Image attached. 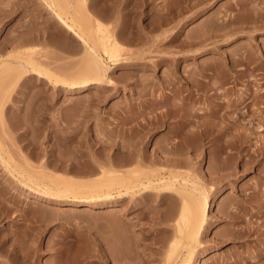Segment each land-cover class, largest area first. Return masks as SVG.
Listing matches in <instances>:
<instances>
[{"label": "rangeland", "instance_id": "1", "mask_svg": "<svg viewBox=\"0 0 264 264\" xmlns=\"http://www.w3.org/2000/svg\"><path fill=\"white\" fill-rule=\"evenodd\" d=\"M88 2L94 17L105 14L101 20L120 31L121 59L108 71L112 82L83 90L36 75L18 82L0 94L1 141L17 162L27 158L41 175L95 181L99 171L75 168L104 163L114 135L132 149L141 129L147 154L158 156L176 139L173 167L220 190L192 264H264V0ZM54 21L41 0H0V55L36 46L51 70L76 73L82 52L67 50L73 42ZM216 103V116L208 117ZM198 122L223 125L225 135L203 138L191 132ZM218 161L227 168L217 170ZM34 195L0 164V264H164L175 232L162 220L168 205L157 195L103 201L101 208Z\"/></svg>", "mask_w": 264, "mask_h": 264}, {"label": "bare ground", "instance_id": "2", "mask_svg": "<svg viewBox=\"0 0 264 264\" xmlns=\"http://www.w3.org/2000/svg\"><path fill=\"white\" fill-rule=\"evenodd\" d=\"M41 1L45 7L53 13L54 18L56 19V21L53 22V25L61 33L63 32L71 38L73 46L67 42L68 45H70L68 46L67 50H69V52H79L81 50L82 57H80L79 61V70L77 72L75 71L76 73L74 74L72 73L73 71L71 72L72 74L67 73V71L58 74L57 72L51 70L49 65L45 64L38 56V54L41 52L38 48H36V46H26L20 49L18 48L14 53H10L5 56L0 55V94L5 96L11 87L15 86L20 81L33 78L34 75L47 81L48 83H51L54 86L64 85L79 90L87 89L93 84H101L105 81L111 83L112 81L108 77V71L112 69V65L119 64L121 59L119 55L120 43L117 38V33L120 31H116L115 26L107 25L101 20L105 19V14H103L104 16L101 15L94 17L91 13L92 11H90L91 3H89L88 0ZM108 1L110 0H103V3L109 4ZM142 4L143 3L140 1H137L136 9H139V7L143 6ZM107 7H109V5ZM98 13L101 14L99 11ZM52 33L54 34L53 31ZM54 39L58 38H53V40ZM59 40L58 44L60 45L61 42L59 43ZM63 46L65 47V45ZM238 104L239 103L237 102V105L235 103L234 106L237 107ZM219 106V103L214 104L212 109L207 113V116L215 117ZM233 118L236 119V116ZM194 124L193 126L191 125L192 128L190 126L192 129L191 132H196L203 138L216 139L217 137H222L225 131L223 130L225 126L219 124L214 125V123L212 124L208 122H198L197 124ZM140 130L141 129L136 131L133 135L132 149L128 148L127 145L125 146L126 139L124 137L122 138L119 135H114L110 144L112 154L104 163L93 162L88 163L85 169H77V167L75 168L77 172L81 171V173L93 172L96 170L99 171V178L95 181H79L76 179L56 177L53 175H46L44 171H41L44 173L41 175L36 171H32L29 168L30 164L27 158L22 157L23 163L17 162V160L10 154V150L5 146L1 139L0 164L5 167L9 176H12L13 181L18 182L22 187L30 190V192L34 191L38 195H42L40 199L43 197L44 202L50 201L51 199H56V203H60L58 200H65L68 201L70 205L79 204L83 206H90L91 208H101L104 207L102 204L103 201H109L114 204L118 201H124L129 198L143 199L147 193L157 195L160 202L167 203L168 205L164 214L162 215V220L166 224L173 226L175 232L173 239L171 242H169L166 249L167 251L165 253V260L163 261L164 264H192V260H194L196 255V248L202 243L201 238L208 224L211 200L220 195V190L210 186L194 172L186 170L185 174H181L180 171L178 172L173 167L176 162H179V159L176 158L178 151L175 150V145L179 141L176 139H174V141L170 140L167 143L165 142L166 144L162 145L160 156L157 154L148 155L144 148L143 142L145 133L141 134L139 132ZM261 130H263V128ZM197 134H195V138ZM232 134L234 135L233 137L236 136V133ZM187 138L185 141L187 140L189 142L190 139L188 140ZM195 138L193 137L190 142H195ZM198 138L199 136H197V141ZM203 138H200L201 142ZM185 141L184 145H186ZM188 142L187 145H189ZM198 144L199 142L194 146V149L198 146ZM231 147L235 148L236 146ZM221 151H223V149ZM158 160H161L165 166L153 168L152 164ZM185 160L189 162L188 157H186ZM187 162L185 163L186 166L188 164ZM168 163H170V165ZM225 164L226 163H222L218 165V167H214H216V169L219 168V170H222L224 169V166L226 167ZM211 168V171L209 172L216 170L215 168ZM38 195H34V197L39 198ZM115 219L118 220L117 218ZM110 225H112V223ZM119 225L117 227H119ZM131 225L133 224L131 223ZM131 227L132 230H134L133 227H135V225ZM119 231L115 233H119ZM122 231L125 232L124 229H122ZM125 233L129 235V231H126ZM125 233L123 234L126 236ZM121 235L122 234L120 233V236ZM122 242H124V239ZM119 246H123V244H119ZM119 246L118 250L121 249ZM99 250L101 251V249ZM120 253L121 252H119L118 255H120ZM129 256L130 255L128 253V259L127 257L126 259L131 262ZM195 261V264H201L199 259ZM3 264L8 263L4 262ZM116 264L128 263L125 261V259H119L116 260Z\"/></svg>", "mask_w": 264, "mask_h": 264}]
</instances>
